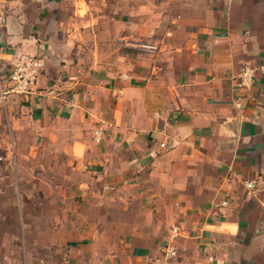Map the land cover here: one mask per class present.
Here are the masks:
<instances>
[{
  "label": "crops",
  "instance_id": "1",
  "mask_svg": "<svg viewBox=\"0 0 264 264\" xmlns=\"http://www.w3.org/2000/svg\"><path fill=\"white\" fill-rule=\"evenodd\" d=\"M0 14V90L44 59L29 98L0 91V264H264V0Z\"/></svg>",
  "mask_w": 264,
  "mask_h": 264
},
{
  "label": "built area",
  "instance_id": "2",
  "mask_svg": "<svg viewBox=\"0 0 264 264\" xmlns=\"http://www.w3.org/2000/svg\"><path fill=\"white\" fill-rule=\"evenodd\" d=\"M5 17L0 14V27L4 25ZM140 47L144 50L153 51L155 46L152 44H140ZM44 66V59L42 56H36L28 53H18L12 59L11 65L9 67V74L7 76V83L4 87H1V98L9 93L20 94L23 98L27 99L29 96L35 92V83L37 76ZM253 78V73L250 68H243L239 74L236 76V86L241 90H246ZM155 116L158 113H154ZM97 131H95V134ZM177 141L172 140L170 137H166L159 142V146L163 150L173 149L177 145ZM5 156L0 153V161L4 160ZM245 186L248 189H252L255 186V181H244ZM178 232V227H172V236H175ZM166 248V256L176 255V248L173 245H168Z\"/></svg>",
  "mask_w": 264,
  "mask_h": 264
},
{
  "label": "rangeland",
  "instance_id": "3",
  "mask_svg": "<svg viewBox=\"0 0 264 264\" xmlns=\"http://www.w3.org/2000/svg\"><path fill=\"white\" fill-rule=\"evenodd\" d=\"M10 213H11L10 216H12L13 212L11 211ZM5 245H6V248H10L11 249L13 247V245H14V242L9 240V241H6Z\"/></svg>",
  "mask_w": 264,
  "mask_h": 264
}]
</instances>
